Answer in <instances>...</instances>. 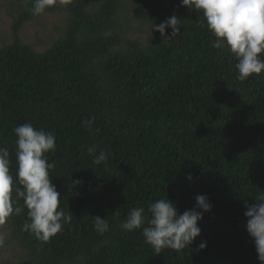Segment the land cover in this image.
I'll return each instance as SVG.
<instances>
[{
    "label": "trees",
    "instance_id": "1",
    "mask_svg": "<svg viewBox=\"0 0 264 264\" xmlns=\"http://www.w3.org/2000/svg\"><path fill=\"white\" fill-rule=\"evenodd\" d=\"M17 1L12 42L0 48V147L15 175L14 129L31 123L53 133L49 174L73 219L44 242L21 230L27 209L11 215V240L27 259L9 264H259L244 212L264 191V70L238 80L234 56L212 47L202 14L180 0L168 12L165 0H130L132 19L147 26L144 41L126 38L123 0H64L65 25L43 52L21 42L22 27L41 15H31L32 0ZM173 14L179 34L151 32ZM93 116L91 131L81 126ZM92 145L106 162H92ZM197 195L212 207L189 248L156 254L142 228H120L133 207L145 209L144 227L154 201L168 199L182 214ZM97 216L107 232L94 229Z\"/></svg>",
    "mask_w": 264,
    "mask_h": 264
},
{
    "label": "clouds",
    "instance_id": "2",
    "mask_svg": "<svg viewBox=\"0 0 264 264\" xmlns=\"http://www.w3.org/2000/svg\"><path fill=\"white\" fill-rule=\"evenodd\" d=\"M56 0H32L31 15H42ZM181 6L202 14L207 30L215 38L214 49H227L234 56L237 79L244 81L264 70V0H180ZM181 20L173 14L164 22L152 25V31L165 36L171 28V37L179 34ZM95 117L82 119L81 126L91 131ZM16 152L15 175L10 171V152L0 147V224L13 214L27 209V218L21 230L29 232L40 241H48L71 223L73 214L59 208L60 193L50 178L55 162L49 163L46 153L56 150V136L51 132L36 129L31 123L14 129ZM87 153L95 165L108 160V153L97 154L96 145L89 146ZM187 180H193L189 173ZM82 181H73L74 185ZM22 202V206H21ZM196 207L179 214L168 199H159L150 204V217L145 225V209L133 207L120 224L126 232L142 228V236L156 254L164 249L182 251L200 235L198 221L203 213L211 211V204L205 195L195 197ZM59 209V210H58ZM196 209H199L198 212ZM245 230L252 239L259 264H264V191H260L253 203H245ZM94 229L107 232L109 223L105 218L94 217ZM3 241L0 240V245ZM206 248L201 242L198 250Z\"/></svg>",
    "mask_w": 264,
    "mask_h": 264
},
{
    "label": "rangeland",
    "instance_id": "3",
    "mask_svg": "<svg viewBox=\"0 0 264 264\" xmlns=\"http://www.w3.org/2000/svg\"><path fill=\"white\" fill-rule=\"evenodd\" d=\"M14 2L18 1L0 0V48L4 44L12 42L10 29L12 17L9 12L14 11L13 4L11 5ZM170 4L171 0L164 1L166 12L169 11ZM54 7L53 11L44 13L35 22L25 24L20 31L21 42L31 46L36 52L46 50L58 38V30L65 25L64 0H56ZM123 8L127 9V26L124 28L126 38L144 41L147 37V26L141 25L132 19L130 0H123ZM0 240L3 241V244L0 245V264L17 263L27 259L22 249L11 240L10 228L7 222L0 224Z\"/></svg>",
    "mask_w": 264,
    "mask_h": 264
}]
</instances>
